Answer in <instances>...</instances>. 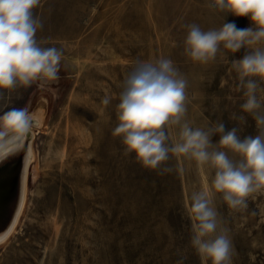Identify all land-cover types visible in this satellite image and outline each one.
Masks as SVG:
<instances>
[{
	"label": "rangeland",
	"instance_id": "rangeland-1",
	"mask_svg": "<svg viewBox=\"0 0 264 264\" xmlns=\"http://www.w3.org/2000/svg\"><path fill=\"white\" fill-rule=\"evenodd\" d=\"M208 3L40 0L34 14L43 27L36 38L64 55L58 81L10 93L9 106H28L40 123L32 130L21 210L0 242V264H177L182 258L183 264H201L185 205L203 189L214 193L213 206L228 230L231 264H264V190L250 194L247 208L230 209L212 188L209 165L170 154L164 166L171 171L161 174L142 167L134 154L125 156L121 138L112 135L125 76L137 60L160 57L171 59L187 80L192 127L223 122L241 138L257 134L254 119L241 109L246 89L231 66L247 50L232 54L221 46L206 64L184 51L189 24L204 31L224 23L252 26L248 17ZM257 96L264 101V91ZM178 131L171 129L174 140Z\"/></svg>",
	"mask_w": 264,
	"mask_h": 264
},
{
	"label": "clouds",
	"instance_id": "clouds-1",
	"mask_svg": "<svg viewBox=\"0 0 264 264\" xmlns=\"http://www.w3.org/2000/svg\"><path fill=\"white\" fill-rule=\"evenodd\" d=\"M39 5L40 0H0V161L18 153L39 124L28 106H9L10 93L33 84L44 88L59 79L62 49L45 47V42L36 38L43 27L34 14ZM208 7L246 16L252 26L238 29L235 23H224L219 29L204 31L189 24L184 51L191 60L206 64L215 60L221 46L232 54L247 50L242 59L232 60L231 66L240 87L246 89L241 109L254 119L257 134L241 138L237 128L226 131L223 122L206 129L192 127L186 119L187 80L171 59L160 57L137 60L125 76L116 105L118 124L112 135L121 138L125 156L134 154L142 167L159 169L161 174L171 171L164 166L170 154L209 165L214 170L211 185L215 193L222 194L230 209L238 210L247 208L250 194L264 190V101L257 96L258 91H264V48L257 47L264 42V0H209ZM110 101L106 95L102 103L107 106ZM173 127L179 129L176 140ZM217 134L219 141L213 143ZM213 200L214 193L203 189L193 192L185 205L192 222L190 243L201 264H231V239L221 227ZM177 264H183V258Z\"/></svg>",
	"mask_w": 264,
	"mask_h": 264
},
{
	"label": "water",
	"instance_id": "water-1",
	"mask_svg": "<svg viewBox=\"0 0 264 264\" xmlns=\"http://www.w3.org/2000/svg\"><path fill=\"white\" fill-rule=\"evenodd\" d=\"M32 137L33 132L25 138L23 148L18 153L0 161V242L13 229L21 210L32 154Z\"/></svg>",
	"mask_w": 264,
	"mask_h": 264
}]
</instances>
